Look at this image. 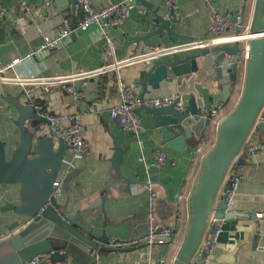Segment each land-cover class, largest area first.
<instances>
[{"label":"crops","instance_id":"0c3cea01","mask_svg":"<svg viewBox=\"0 0 264 264\" xmlns=\"http://www.w3.org/2000/svg\"><path fill=\"white\" fill-rule=\"evenodd\" d=\"M51 4L50 0H12L3 4L5 20L14 21V27L1 28L5 33L0 40V60L8 63L38 50L44 44V36L57 37L66 22L73 24L71 41L61 49L53 50L43 59H36V67L25 65L21 69L23 76H36L41 80L56 76L77 74L97 70L107 64L102 55L105 44L97 38L98 27L93 26L87 31L75 27L84 16L82 8L76 0ZM123 0H92L96 9L100 10L110 4ZM153 4L152 9L135 2L131 5L124 24L110 31L119 59L129 58L148 48H168L187 44L192 40H204L210 37L212 22L211 11L205 0H177L173 10L179 22L171 26L175 34L163 31L156 33L159 23L154 17H166L172 9L165 6L164 0H147ZM220 13L244 14L247 25L251 24L257 0H210ZM233 34V31L230 32ZM138 38L139 45L132 43ZM142 38H145L143 41ZM202 50L178 53L180 55L197 54ZM169 56H161L158 61L168 60ZM147 61L131 64L116 73L96 76L76 83V89L84 94L77 99L65 91H53L49 95L37 96L36 102L52 114H67L85 128V138L90 143L89 155L80 161L74 159L72 150L64 153L63 170L57 180L73 169H82L80 176L70 183L69 191H64L57 199L60 210H65L70 218H74L87 227L96 222L104 223L103 212L110 223L105 232L112 235L111 240L131 241L143 237L147 231L149 213V190L147 182L157 193L155 213L157 223L170 227L175 236L166 257L159 254L161 248L138 247L139 249L114 250L107 244H101V251L95 253L98 264H173L178 249L181 247L190 226L192 211L191 200L197 181L202 171V159L210 153L217 143L218 126L212 125L209 136L200 142L193 139L202 148L198 156L192 159V153L186 150L181 155L162 146L161 140L155 137L151 125L152 117L145 115L143 120L144 143L140 146L135 137L126 132L117 120L110 116V109L120 102V87L135 86L141 93L142 72L148 69ZM200 63V60H199ZM153 64V65H154ZM238 86L232 96L231 106L224 110L222 121L238 104L245 82V69H241ZM9 76H13L10 73ZM0 143L6 150V158L10 160L19 147L21 133L16 124L20 113L15 102L25 103V92L14 84L0 85ZM187 100V99H186ZM5 102V103H2ZM39 116L38 111L34 110ZM40 117V116H39ZM264 108L258 119L261 127L254 128L246 140L237 164V172L241 177L238 193L229 209L234 213L233 219L223 220L224 232L220 237L219 247L214 251L209 264H264V150L251 153L249 147L264 141ZM27 125L40 127V139L58 140L52 135L48 124L39 120L28 121ZM197 144V145H198ZM115 147L126 149L121 169L126 177L135 172L137 179L143 184L133 185L131 193H118L112 190L105 203L100 201V189L113 175L112 158ZM164 150L168 161L161 168L145 169L140 161H154L156 151ZM229 172L223 181V187L231 182ZM20 184L0 186V239L11 237L9 232L19 219L13 212L3 211L8 204H20ZM182 197V198H179ZM257 214H262L258 218ZM94 216V217H93ZM259 223V233L256 232ZM208 227V233L210 232ZM202 248L199 249V253ZM40 264H82L77 259L51 263L43 256Z\"/></svg>","mask_w":264,"mask_h":264},{"label":"water","instance_id":"95a60500","mask_svg":"<svg viewBox=\"0 0 264 264\" xmlns=\"http://www.w3.org/2000/svg\"><path fill=\"white\" fill-rule=\"evenodd\" d=\"M11 1L0 0V40L5 37L1 28H15L14 21L5 20L4 16L3 4ZM50 2L55 4L59 1ZM136 2L149 10L153 8V4L147 0ZM154 12L159 23L156 33L165 31L168 35L175 34L171 26L179 20L174 10L166 17L158 15L157 9ZM250 29L252 37L243 93L235 109L219 125L217 143L202 159V171L191 200L189 230L173 264L191 262L213 213L221 220L235 218L225 201L229 185L223 187V195L220 193L233 158L241 152L252 130L261 127L258 119L264 108V0L256 1ZM140 40L138 38L132 44L138 46ZM240 53L241 44L234 43L206 48L197 54H173L168 60L158 61L142 72L141 97L169 96L179 92L187 99V110L184 112L173 107H142L137 110L152 117L154 135L161 140L164 148L181 155L189 150L192 159L198 156L199 144L192 141L200 142L209 136L213 125L209 113L214 108L224 109L234 95L239 73L242 72ZM15 106L20 113L16 124L20 129L21 141L10 160H7L6 150L0 143V186L21 185L20 204H8L2 210L13 212L19 219L12 228H8L9 232H15L14 235L0 239V264H26L38 256H47L51 263L77 259L82 264H98L96 251H101V244L108 243L112 238L105 232L110 225L106 213L103 212L104 223L101 227L96 222L87 227L68 217L65 210L59 209L57 199H53L51 194L53 183L63 170L64 153L70 147L58 140L59 147L55 149L56 142L47 137L40 139L37 135L41 128L27 125V122L39 120L48 124L47 121L36 115L29 105L16 101ZM145 115H141L142 120ZM125 153L126 149L115 147L112 158L114 173L102 184L101 203H105L112 190L131 193L133 185L143 184L135 172L128 177L124 175L121 165ZM81 172L82 169H73L64 175V191H69L70 183ZM50 201L53 206L46 207ZM43 207L45 210L39 214ZM256 226L259 233V223ZM211 231L213 228H210ZM170 244L161 248L159 259L166 257Z\"/></svg>","mask_w":264,"mask_h":264},{"label":"built area","instance_id":"2783aa9c","mask_svg":"<svg viewBox=\"0 0 264 264\" xmlns=\"http://www.w3.org/2000/svg\"><path fill=\"white\" fill-rule=\"evenodd\" d=\"M205 1L210 8L212 18L210 37L208 39L192 40L187 44L168 48H148L132 57L119 59L116 56L115 45L112 41L110 31L111 29L119 28L124 24L128 11L136 0H123L120 3L110 4L100 10L94 7L92 0H76V3L82 8L84 16L76 23L75 27L82 31H87L93 26L98 27L99 32L97 38L105 41L102 48V55L108 60L107 64L97 70L56 76L44 80H41L36 76L26 77L21 74V69L25 65L36 67V59H43L51 51L61 49L71 41L73 24H71V22H66L64 28L59 31L57 37L45 35L44 44L41 45L38 50L27 54L23 58L8 63H3L0 60V85L14 84L21 87L25 92L26 105H29L34 110L38 111L39 116L47 121L52 135L57 140H61L70 147L75 160H83L89 155L91 150L90 143L85 138L84 126L78 121L74 122L73 117L70 115H56L50 113L42 105L36 102L37 96L40 95L45 97L53 91L62 90L73 95L77 99H82L84 98L83 92L77 90L75 86L78 81L88 80L108 73H116L119 75L120 69L131 64L142 63L145 61L149 62V69L153 66L154 61L158 60V58L163 55L171 56L173 54L184 53L187 51L203 50L227 44L232 45L234 43L241 44L239 66L242 67L241 69L244 68L246 70L249 61V44L252 34L250 25H247L245 22L244 14L240 13L234 15L233 13H220L210 0ZM176 3L177 0H164L165 6L169 9H173ZM232 31L233 34H230ZM134 46L137 47L136 44H134ZM10 73H13V76H9ZM119 87L121 91L120 102L110 109V116L114 120H117L126 132L133 134L140 146L144 143V125L143 120L137 112L138 109L142 107H173L180 112L187 110L186 97L179 92H175L169 96L143 98L135 86H123L119 83ZM1 101L2 100L0 99V103ZM224 113V109L221 108H214L211 110L209 117L214 125L219 127L222 122L221 117ZM262 121L264 122V117H262ZM201 150L202 148H199V153ZM249 150L251 153L263 151L264 141L251 145ZM241 152L233 158L228 169L230 176H232L229 188L225 193V201L228 206L232 204L238 193L241 177L237 172V164L240 161ZM140 161L144 164L146 170L151 168H161L168 161V155L164 150H159L155 152L154 161L152 163H146L144 158H141ZM146 187L149 190V213L146 233L143 237L131 241L110 240L107 244L110 249L120 251L142 246H158L159 248H162L169 242H173L175 236L174 230L157 223L155 213L157 193L151 188V181L147 182ZM63 192V180H55L51 197L56 200L63 194ZM47 206H53V203L50 201L46 207ZM44 210L45 207L41 208L39 214ZM257 217L262 218L263 215L257 214ZM223 223L224 221L217 219L214 213L211 215L208 227L210 226L213 228V231L209 233L207 231L205 233L200 247L189 264L210 263L214 251L219 247V240L224 232ZM200 248H202V250L199 253ZM42 257L43 256L35 257L26 264H40Z\"/></svg>","mask_w":264,"mask_h":264},{"label":"trees","instance_id":"16d2710c","mask_svg":"<svg viewBox=\"0 0 264 264\" xmlns=\"http://www.w3.org/2000/svg\"><path fill=\"white\" fill-rule=\"evenodd\" d=\"M239 78H240V75H239ZM231 102H232V101H229V102L226 104L224 110H225L227 107L229 108V107L231 106V104H232ZM203 140H204V139H203Z\"/></svg>","mask_w":264,"mask_h":264},{"label":"rangeland","instance_id":"374dc122","mask_svg":"<svg viewBox=\"0 0 264 264\" xmlns=\"http://www.w3.org/2000/svg\"><path fill=\"white\" fill-rule=\"evenodd\" d=\"M259 120H260V118H259Z\"/></svg>","mask_w":264,"mask_h":264}]
</instances>
